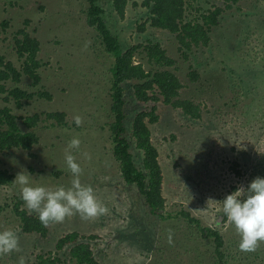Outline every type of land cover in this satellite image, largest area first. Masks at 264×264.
<instances>
[{
    "label": "rangeland",
    "instance_id": "1",
    "mask_svg": "<svg viewBox=\"0 0 264 264\" xmlns=\"http://www.w3.org/2000/svg\"><path fill=\"white\" fill-rule=\"evenodd\" d=\"M142 1L128 0L124 19L117 14L113 0L100 4L124 50L149 41L162 45L176 61L170 69L184 85L180 98L192 100L202 112L200 119H194L160 102L159 121L149 124L164 173L166 209L162 215L153 214L137 186L125 182L114 157L110 123L115 58L105 52L98 32L87 23L88 1L0 0V57L22 69L14 36L25 27L40 41L42 63L39 86H33L25 74L20 83L4 82L8 90L18 86L34 93L32 99L22 101V107L8 92L0 93V109H12L23 130H27V116H41L34 129L40 140L32 150H0V170L13 175L11 182L0 185V231H18L22 248L21 253L0 256V264H17L20 255L26 264H37L40 255L59 258L56 264H77L70 256L71 246L61 251L56 247L70 232L97 235L87 240L97 264H218L214 240L203 238L196 226L179 215L182 210L224 236L227 264H264V242L255 252L240 251V236L224 216L223 205H208L209 199L222 203L240 186L247 189L254 167L264 155V0H241L226 9L210 31V44L193 47L186 54L180 51L176 34L151 26L150 10ZM217 7L225 8L223 0H186L185 21L198 20ZM3 21H8L6 27ZM86 42L90 44L84 50ZM135 62L146 69L154 67L144 48L135 54ZM192 72L198 74L195 81ZM124 87L127 136L133 141L135 116L154 103L139 102L132 81ZM39 92L50 93L52 99ZM56 111L66 113V126L47 119V113ZM75 115L82 116V126L74 123ZM73 137L82 141L80 150L73 151L83 169L81 181L95 189L109 213L89 220H82L79 214L67 217L49 225L46 237L23 232L15 204L20 202L29 213H37L27 208L20 186L13 184L17 174L26 169L34 185L70 186L72 175L64 153ZM132 143L135 161L142 167L143 152ZM85 152L90 160L83 156ZM169 229L174 233L172 245L168 243Z\"/></svg>",
    "mask_w": 264,
    "mask_h": 264
},
{
    "label": "trees",
    "instance_id": "2",
    "mask_svg": "<svg viewBox=\"0 0 264 264\" xmlns=\"http://www.w3.org/2000/svg\"><path fill=\"white\" fill-rule=\"evenodd\" d=\"M87 23L98 32L105 52L115 58L111 68V113L113 121L110 123V130L114 142V157L120 163L122 176L127 184H135L140 194L145 198L151 212L162 215L166 209V198L164 196V173L160 163L158 148L152 140V131L149 124L159 121L158 106L162 102L165 105H172L181 109L185 115L194 119L202 117L201 108L190 99H181L180 94L184 85L180 77L170 68L175 66L176 61L167 54V51L159 42L149 41L146 45H134L124 50L118 36L113 34L104 19L105 8L100 4L101 0H87ZM241 0H223L225 8L217 7L203 13L198 20L185 21L186 0H143L142 6L150 10L149 22L151 26L167 30L177 35L179 49L184 54L193 47L207 46L210 44V31L212 27L220 22V16L226 9L233 8ZM115 10L120 18L126 16L128 0H113ZM29 24V20L25 21ZM8 21H3L6 27ZM141 30H144L142 25ZM15 50L18 58L23 60L22 69L19 70L11 61H5L0 57V93H9L8 96L16 100V105L23 106L24 99H32L34 93H30L18 86L8 90L4 82L12 80L20 83L23 74L32 79L33 86H39L41 75L39 69L42 63L39 59L41 51L40 41L33 37L28 30L20 28L15 36ZM140 48H144L148 63L153 65L152 69H146L143 63L135 62V54ZM192 80L198 79L196 72L191 73ZM133 82L134 95L141 103H154L150 110L140 111L134 118L132 124L131 141L127 136V102L126 89L124 84ZM41 97L52 96L48 92H39ZM48 120L55 121L58 125L66 126L67 115L65 112L56 111L46 114ZM41 121L40 114L27 116L23 130L19 124V118L12 109L5 107L0 109V150H11L14 148L32 150L39 143L40 137L35 128ZM132 142L136 148L143 152L142 167H139L131 151ZM238 174H241L239 171ZM256 177L264 178V155L257 161L252 173V181ZM13 175L6 170H0V185L11 182ZM251 181V182H252ZM3 207L0 206V212ZM14 212L21 221V227L25 233H38L47 236L49 225L45 226L38 217V214L29 213L22 208L20 202L15 204ZM190 225L196 226L205 239H213L216 245L218 264H227L224 251V236L211 227L202 226L199 219L192 216L188 211L182 210L179 213ZM97 235H81L78 232H70L61 237L57 242V250L61 251L71 246L70 256L77 264H97L94 249L87 240H94ZM59 258L44 255L38 257L37 264H56Z\"/></svg>",
    "mask_w": 264,
    "mask_h": 264
},
{
    "label": "clouds",
    "instance_id": "3",
    "mask_svg": "<svg viewBox=\"0 0 264 264\" xmlns=\"http://www.w3.org/2000/svg\"><path fill=\"white\" fill-rule=\"evenodd\" d=\"M89 44L90 42H86L84 50H87ZM73 120L77 127L82 126V116L75 115ZM81 143L78 137H73L65 149V162L72 175L70 186L49 188L34 185L32 175L26 169H22L13 182L20 186V195L27 208L37 213L45 226L50 223H61L67 217L76 214H79L82 220H89L109 213V208L97 198L95 189L81 181L83 169L77 162V157L73 155L74 150H80ZM83 156L91 159L87 152L83 153ZM210 203L223 205L224 216L234 225L240 236V251L255 252L259 244L264 242V178L256 177L247 189L240 186L227 195L222 203L209 199L208 205ZM173 235L169 229L170 245L174 243ZM13 252H22L18 231L12 229L0 231V256ZM17 264H26V258L20 255Z\"/></svg>",
    "mask_w": 264,
    "mask_h": 264
}]
</instances>
